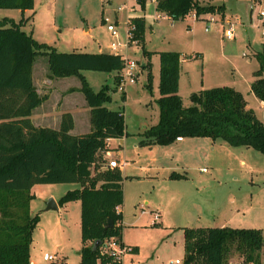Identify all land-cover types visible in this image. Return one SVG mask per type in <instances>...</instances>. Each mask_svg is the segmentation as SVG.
<instances>
[{
    "label": "rangeland",
    "instance_id": "1",
    "mask_svg": "<svg viewBox=\"0 0 264 264\" xmlns=\"http://www.w3.org/2000/svg\"><path fill=\"white\" fill-rule=\"evenodd\" d=\"M124 1L35 0L33 10L26 11L24 15L19 10L0 9V21L11 19L18 23L22 18L28 19L21 29L32 33L38 43L52 47L59 53L96 54L101 51L111 54L109 46L114 40L107 32L106 25L114 23L118 41L123 44L128 20V11L122 5ZM200 2L205 5L207 2L216 5L224 2L229 18L225 21L235 25V40L227 41L222 38L220 22L205 32L206 22H193L191 14L182 21L156 20L152 6H149L143 13V43L133 41L126 51V56L137 62L138 75L135 82L127 83L121 93L114 83L113 74L88 71L82 73L93 92H98L102 86H108L112 100L105 107L123 113L127 135H124L126 138L123 147L118 146L119 139L110 142L114 159L129 164L126 172L144 176L140 182L127 181L124 184L126 195L122 211L127 225L123 229L121 240L126 246L137 247L138 251L136 254H124L122 264H181L184 257L183 228L222 226L261 230V261L264 256L263 155L244 147L225 146L226 150L217 148L215 152H209L208 158H201L195 156H200V152L195 149L198 147H190L184 153L178 151L172 153L173 157L171 155V160L180 162V167L174 169L173 173L185 175L187 179L168 181V174L152 170L155 168L153 159L157 165V152L148 154L150 150L142 148L137 155L135 149L141 140L139 133L144 131L142 127L154 125L158 121L159 109L155 101L158 98L159 52H179L184 59L178 95L185 106L191 104L190 94L200 91L202 83L205 89L235 87L246 99L247 107L264 124V104L250 92L252 74L259 69L255 53L264 51L260 28L256 27L259 22H264V17L259 21L257 16L258 12H264V0ZM134 7L129 6L131 10ZM118 8L122 9L118 11ZM105 19L107 23H104ZM143 51L152 53L149 60L154 76L151 91L145 87L146 72L142 65L148 59ZM119 53L125 54L123 49ZM32 73L41 92L39 96L43 98L51 86L48 83L50 75L46 57L35 58ZM53 81L57 89L80 84L74 77L66 81ZM123 93L126 95L124 102L121 100ZM80 97L84 101L82 94ZM89 132L90 129L77 124L75 134ZM205 141L212 143L210 139ZM215 143V147L220 144L217 140ZM228 151L235 155H228ZM118 152H123L124 155H118ZM104 160L106 163L110 162L107 158ZM165 161L163 159L158 164L165 165ZM241 161L244 163L241 164ZM140 167L148 168L151 177L146 179V175L139 170ZM79 188L78 184L36 186L32 215H39V223L33 232L30 249L34 264H51L45 261L46 256L54 259L52 264H76L79 260L77 253L82 246L79 203L74 201L64 204L60 206L59 212L51 211L47 214L51 216H43L46 214L42 215L40 212L45 210L49 199L59 200L66 192ZM141 208L146 212L145 215H141ZM155 215H158L162 225H153ZM241 261L243 259L237 253L231 252L227 263Z\"/></svg>",
    "mask_w": 264,
    "mask_h": 264
},
{
    "label": "trees",
    "instance_id": "2",
    "mask_svg": "<svg viewBox=\"0 0 264 264\" xmlns=\"http://www.w3.org/2000/svg\"><path fill=\"white\" fill-rule=\"evenodd\" d=\"M147 0H136L144 10ZM34 0H0V9L33 10ZM223 6L201 5L198 0H157L156 12L182 21L190 13L197 16L220 13ZM28 19L15 23L0 21V264H30V247L39 215H32L31 189L36 185L78 184L79 189L66 192L59 200L62 206L77 201L80 204L81 248L78 264H121L106 251L105 244L113 239L124 246L122 239L123 179L118 168H107L104 154L107 141L125 135L122 111L105 107L111 103L110 88L98 92L88 86L83 72L114 75L120 83L123 61L119 56L87 53H59L38 43L32 33L21 28ZM134 41L143 43L145 21L131 18ZM146 88L151 91L153 76L150 58ZM159 109L156 125L140 136L141 147H166L184 138L220 140L229 147L252 149L264 156V124L247 105L243 95L230 87H215L193 93L185 107L178 95L181 54L159 52ZM47 58L50 78L76 77L80 92L90 109V132L70 134L73 120L70 114L61 118L58 130L36 128L30 117L43 98L33 84L32 66L35 58ZM259 69L253 73L251 93L264 103V51L255 53ZM124 102L125 96L122 94ZM170 180H186L185 175L172 173ZM184 257L181 264H227L231 252L244 263L261 261L263 236L257 229L183 228ZM96 248H94L95 244ZM137 253V247H129ZM52 264V263H51Z\"/></svg>",
    "mask_w": 264,
    "mask_h": 264
},
{
    "label": "crops",
    "instance_id": "3",
    "mask_svg": "<svg viewBox=\"0 0 264 264\" xmlns=\"http://www.w3.org/2000/svg\"><path fill=\"white\" fill-rule=\"evenodd\" d=\"M109 1L111 3H113V0H107V2H109ZM259 1H261V0H259ZM198 2H200V0H198ZM124 4L126 5V8H128L127 11H128V18L129 19H131V18H137L138 17V18H143L144 21H145V18H144L145 16H144L143 13L146 11V9L149 6H152L151 9H152V11H154L155 16H157V15H160L161 16V14H162V13L157 14L158 12H156V5L153 4V3H151V2H149V1L146 2V5H145L144 10H141L140 7L137 5V3L134 2L133 0H125L122 3V5H124ZM200 4L203 5V6L205 5V4H203V2H200ZM206 5L223 6L224 8H223L222 12L217 13L215 15L216 16V19L217 20H222V21L229 20V18L227 16V13H226V8H225V5H224V2L222 3V5H216V4H211L210 2H207ZM129 6L130 7H134L135 6V7H134L133 10H131L129 8ZM136 9H138V10H136ZM22 15H24V14H22ZM159 20H162V18H160ZM115 23H117V20H115ZM262 47H264V45H262ZM257 52H259V51H257ZM101 53H103V52L99 51L96 54H101ZM125 54H126V52H125ZM109 55H113V54L111 53ZM191 57L192 58H195L194 56H191ZM183 60L184 59L181 56V64L183 63ZM146 63H144V64H146ZM151 70H152V68H151ZM181 71L182 70H181V66H180V76H179V83H178V93H179V90H180V78L182 76ZM48 75H50L49 70H48ZM146 75H147V73H146ZM152 76H153V74H152ZM252 76H253V74H252ZM32 78H33V84H34V86L36 88V91L40 95L41 92H40V90H39V88L37 86V82H36V80L34 78V74L32 75ZM70 78H73V77L61 78V79L66 81V80H69ZM74 78H76V77H74ZM54 79H57V78H49V76H48V83L51 84L50 90L47 91L48 94L43 97V101L40 104V106L37 107L33 111L32 115L30 117V120H31L33 126L36 127V128H49V129H52V130H58L59 127H60V123H61L62 116L64 114H70L71 117H72V120H73V129L71 130L70 134H72L74 136L82 135V134H75L77 124L80 123V124L84 125L87 129H91V126H90V122H89L90 109L87 107L85 100L83 101L82 98L80 97L81 94H82L80 92L81 84H79V86L77 84H74V86H69V87H65V88H62V89H57L54 86V83H53L54 82L53 81ZM153 81H154V76H153ZM153 81H152V83H153ZM253 81H254V78L251 81V83ZM79 83H80V81H79ZM158 84H159V70H158ZM201 87L202 88H201L200 91L206 90L204 88V86H203V83H202ZM230 88H233L234 90L238 91L237 88H235V87H230ZM124 96H126V95L124 94ZM158 98H159V93H158ZM182 101H183V99H182ZM245 102H246V99H245ZM261 103L264 104L263 102H261ZM183 104H184V102H183ZM246 105H247V102H246ZM185 107H188V106H185ZM247 109H249V108L247 107ZM82 110H84L83 111L84 113L82 112ZM158 115H159V113H158ZM157 122H156V124H157ZM156 124H154V125H156ZM154 125H150V126L145 125V126L142 127V129H144V131H145L148 128L154 126ZM143 132L139 133V135H141ZM125 135H127V134L125 133ZM125 138L123 137V138L119 139L118 146H120V147H123L124 146ZM206 139L207 138H184V139H178L175 143H173L170 146H166V147L153 146L151 148L141 147L139 145V143H140L141 140H139L138 146H136L135 149H136L137 155L139 154V152H141L140 149H142V148L150 150V152H148V154H152L153 152H157V165H156L155 159H153L152 160V163L155 165V168H153V169L151 168V169L152 170H157V173L164 172L165 174H168V181H177V180H170L169 179V176L173 173V170L174 169H177L178 167H180V162L178 160H176L175 158H174L175 160H171V158L173 157V155H172L173 152H176L177 153L178 151H180L181 153L182 152L184 153V152L188 151V149H190V147H198V148H195V149H196V151L200 152V156H198V155H196L194 153L195 156L201 157V158H208L209 152L211 150L213 152H215L217 148L219 150H226L225 149V146H228L226 143H224V142H222L220 140H217V141L220 142V144L217 145L218 147H215V144H217V143H215L216 141H212V143H210L209 141H205ZM111 141H114V140L112 139V140H108L107 141V149L109 151L104 154V159L107 158L110 161H116L119 164L118 169L121 171L122 176L124 177L123 182H122V185H123V194H124V198H125V195H126L125 194L126 192L124 190V184H125V182H127V181H130V182H133V181L140 182L144 176H140L139 174H131L129 172H126L127 171V167L129 166V164L128 163H125L124 161H119V160L114 159V153L111 151V148H110V142ZM174 144H176V145H174ZM181 144H184V145L181 146ZM154 150H156V151H154ZM117 154L118 155H121V156L124 155L123 152H118ZM227 154L228 155H232V156L235 155V154L231 153V151H228ZM171 155H172V157H171ZM163 159L166 160L164 162L165 165H159L158 163H160V161L163 160ZM173 161H174V164L172 165V162ZM178 162H179V164H178ZM243 163L244 162L241 161V164H243ZM139 170L142 171L146 175L145 176L146 179H148V178L151 177L150 174H149L151 172L148 171L149 170L148 168L140 167ZM202 172H204V169H202ZM186 179H187V177H186ZM36 186H34L31 189V194L32 195H36L35 194V191H34L35 188H36ZM53 201L55 202V204L57 206V210L56 211L59 212L61 210V207L58 205V200H53ZM32 203H33V201L30 202V212H31V214H32ZM123 203H124V200H123ZM144 204H146V203H144ZM122 206L119 208V212L122 215V225H123V229H124V227H126L127 223L125 222V218H124L123 211H122ZM79 208H80V204H79ZM252 209L253 208H250V210H252ZM40 212H42V215H43V213L46 214V215H43V216H51V215H47V214H50L49 212H51V211L41 210ZM145 214H146V212H144V210L141 208V215H145ZM159 224L162 225V221L160 219H158V220H155L154 219V224L153 225L156 226V225H159ZM221 228H224V227L221 226ZM121 242H122V240H121ZM122 244L124 245L123 242H122ZM183 245H184V239H183ZM124 246H126V245H124ZM126 247H131L132 248V246H126ZM30 249H31V247H30ZM132 254H134V253L132 252ZM77 255H78V253H77ZM263 260H264V256H262V261ZM53 261H54V259L52 261H46V262L53 263ZM78 262H79V260L77 261L76 264H78ZM30 264H34V262L31 260V254H30Z\"/></svg>",
    "mask_w": 264,
    "mask_h": 264
},
{
    "label": "built area",
    "instance_id": "4",
    "mask_svg": "<svg viewBox=\"0 0 264 264\" xmlns=\"http://www.w3.org/2000/svg\"><path fill=\"white\" fill-rule=\"evenodd\" d=\"M99 2H104V0H97ZM134 2H136V0H133ZM153 4H157V0H147ZM126 8V5H123ZM122 8H118V11L121 10ZM128 9V8H126ZM191 14V19L193 20V22H198V21H205L206 22V27L204 28L205 32H208L210 29H212V27L215 26L216 23H221L220 27L223 29V34H222V38L227 40V41H233L235 40V25L233 23H230L229 21H222V20H217L216 19V14L217 13H213V14H204V15H200L197 16L194 12L190 13ZM258 19L259 21H261V19L264 17V12L260 11L257 13ZM156 20H159L160 18H162L163 20H168L170 22H173V20L165 15V16H160L157 15L155 16ZM104 23H107V20H104ZM257 28H260V36L262 38V45H264V22H259L258 25H256ZM106 30L107 32L111 35V37L113 38L114 42H112L109 46V50L110 52L114 55V56H119L122 61H123V68L120 71V83L118 84V91H120L121 93L124 92L125 86L127 83H133L135 82V78L138 75V66H137V62L133 61L131 59H129L126 54L122 55L119 53L120 49H123L125 52L127 51V49L129 48V45H131L134 41V30L135 27L134 25L130 22V19L128 18L127 20V31H126V38H125V42L123 44L119 43V36L117 31L114 28V23H109L106 25ZM107 168H118L119 164L116 161H110L106 164ZM155 220H158V215H155ZM105 249L106 251L115 256L116 258L120 259L122 261V256L124 254L127 253H131V249L129 247L126 246H119L113 239L109 240L106 242L105 244ZM46 261H52L53 258L51 256H46L45 258ZM175 264H180L179 262H176ZM227 264H251V263H244L243 261H241L240 263H227Z\"/></svg>",
    "mask_w": 264,
    "mask_h": 264
},
{
    "label": "water",
    "instance_id": "5",
    "mask_svg": "<svg viewBox=\"0 0 264 264\" xmlns=\"http://www.w3.org/2000/svg\"><path fill=\"white\" fill-rule=\"evenodd\" d=\"M57 210V206L55 204V202L52 199H49L46 202V208L45 211H56ZM97 244H99L98 242L95 244L94 248H96Z\"/></svg>",
    "mask_w": 264,
    "mask_h": 264
}]
</instances>
